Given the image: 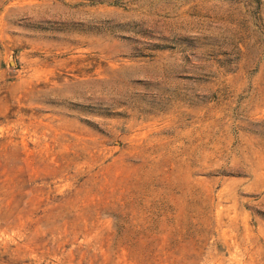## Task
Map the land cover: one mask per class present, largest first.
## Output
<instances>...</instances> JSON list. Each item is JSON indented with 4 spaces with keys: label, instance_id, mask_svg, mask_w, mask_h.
<instances>
[{
    "label": "rangeland",
    "instance_id": "rangeland-1",
    "mask_svg": "<svg viewBox=\"0 0 264 264\" xmlns=\"http://www.w3.org/2000/svg\"><path fill=\"white\" fill-rule=\"evenodd\" d=\"M7 207L108 263L264 264V0H0Z\"/></svg>",
    "mask_w": 264,
    "mask_h": 264
},
{
    "label": "trees",
    "instance_id": "trees-1",
    "mask_svg": "<svg viewBox=\"0 0 264 264\" xmlns=\"http://www.w3.org/2000/svg\"><path fill=\"white\" fill-rule=\"evenodd\" d=\"M7 208L11 213L7 215L2 213L4 210H0V219L6 222L18 220L25 222L24 229L28 231V235L25 242H17L14 245L0 241V264H113L105 262L101 255L93 253L82 244L68 242L65 236L55 243H47L43 237L33 236L31 234L33 227L49 221L54 215L53 212L31 211L29 208L18 210ZM116 254L118 255V252ZM124 264H130V262ZM133 264L151 263L133 262Z\"/></svg>",
    "mask_w": 264,
    "mask_h": 264
}]
</instances>
